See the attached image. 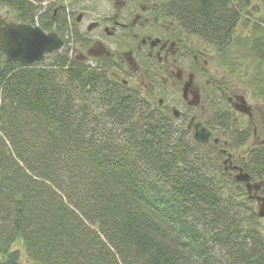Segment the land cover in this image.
Returning a JSON list of instances; mask_svg holds the SVG:
<instances>
[{
  "label": "trees",
  "instance_id": "1",
  "mask_svg": "<svg viewBox=\"0 0 264 264\" xmlns=\"http://www.w3.org/2000/svg\"><path fill=\"white\" fill-rule=\"evenodd\" d=\"M43 1L0 7L64 38L65 17ZM248 3L186 0L173 10L224 63L264 81L258 24L237 38L244 50L225 54ZM69 52L25 65L5 61L0 46V264H20L16 243L33 264H264L254 198L233 189L218 146L195 142L171 114ZM202 121L229 136L227 148L249 139L227 109ZM241 165L264 179V147H248Z\"/></svg>",
  "mask_w": 264,
  "mask_h": 264
},
{
  "label": "flooded vegetation",
  "instance_id": "2",
  "mask_svg": "<svg viewBox=\"0 0 264 264\" xmlns=\"http://www.w3.org/2000/svg\"><path fill=\"white\" fill-rule=\"evenodd\" d=\"M184 1L186 0H177V2L176 0H111L109 8L98 12V15L92 10L84 9L75 17V23L80 27L78 30H81L82 37L76 36L68 43H65L64 39L68 36L67 26L73 13H69L64 1L52 0L49 7L55 17L66 19L64 38L55 31L64 42L61 49L67 44L70 48L69 54L77 61L86 63L94 61L104 68L117 84L126 89H135L140 95L144 92L143 98L150 106L180 119L186 116V111L176 108L179 115L175 117L172 109L176 106H165L161 97L157 101L154 100L155 95L161 92L169 81L172 84L182 82L181 97L188 111L202 105L207 90H218L222 95V87L225 86L223 83L226 82L225 79L215 78L206 79L203 87L200 82L197 83L196 76L201 73L205 76L207 65L212 61L206 59L209 56L208 50L200 46V42L206 43L205 38L203 39L199 31H192L180 14L173 10L176 3L180 5ZM210 46L213 51L217 49L216 44ZM47 55L49 54L45 57ZM181 61H185L187 73L182 69ZM175 68L176 73H174ZM186 84L189 86L187 97L184 99L182 90ZM192 90L199 94V102L196 105L187 102L192 99ZM192 115L196 114H191L189 118ZM247 118V124L251 125V120ZM196 119L200 118L196 115ZM211 131L212 142L219 147V153L225 155L224 170L229 169L228 174L232 176L240 168L243 170L241 164L245 154L237 156L230 152L232 149L227 148L228 141L221 142L220 138L215 136V133L220 132L217 126ZM215 138H217L216 142ZM243 145L240 144L234 150H240ZM234 181L236 182L235 178ZM257 181L264 183V179ZM238 183L244 188L243 182ZM254 195H264V184L256 194L252 191L249 197L255 199ZM254 201L257 204V200Z\"/></svg>",
  "mask_w": 264,
  "mask_h": 264
},
{
  "label": "rangeland",
  "instance_id": "3",
  "mask_svg": "<svg viewBox=\"0 0 264 264\" xmlns=\"http://www.w3.org/2000/svg\"><path fill=\"white\" fill-rule=\"evenodd\" d=\"M60 1L65 2L66 8H68L69 13H73L69 18L70 20L67 26V37L69 41H72L73 34H76L77 37H82L81 30H78V28L80 29V27H78L75 23V17L78 15V13L85 9L92 10L95 14L98 15V12L105 11L109 8V3L111 0ZM51 3L52 0H45L41 2V5L43 6L42 10L45 11L49 9ZM246 6L247 7L242 11L241 21L238 23L236 32L234 33L235 41L232 44L234 50L225 54H231L234 52V55L236 53H239L241 50H244L242 49L244 47L243 43H241V46V44L237 42L239 40L237 38H241L244 40L247 34L252 33L251 30L254 23L259 25V30L263 33L264 36L263 0H249V3ZM10 12V9H7L6 7H0V18L16 21V19L13 18L12 13ZM200 46H202L201 48L208 50L207 53H209V56L206 59H208L209 61L211 59L212 62H209V64L207 65V74L203 76V73H201V75L196 76V81L197 83L200 82L203 87L206 83V79H225L226 82L223 83L225 86L222 87V96L207 97L206 95L201 106H196L192 110L188 111L186 109L185 102H183L181 97L182 82L178 84H172V82L170 83L169 81L163 88V90L155 95L156 97L154 100L157 101V99L161 97L164 99L165 106H176V108H178L180 111H186V116H182V118L180 119L175 118V123L182 124L184 127L187 124V119L191 114H196L198 118L203 120L207 117H210L213 109L215 108L227 109L236 117L239 124L238 129L240 127L241 129H246L249 132V139L240 148V150H230V148H228L230 152H233L235 153V155L240 156L241 154H245L244 152L250 146L261 147V145H264V91L260 93L259 90H262V88H264V81H261L258 77L255 78L254 75L256 73V70L254 69V67H250L247 65L245 70H242L243 67L239 64V61L233 62L234 64H236V67L224 63L222 61V58L220 57L219 59L218 56V53L222 51L220 48L213 51L210 44H206L204 42H200ZM220 55H224V53L222 52ZM49 61L50 59H48V57L46 56L44 60L40 62V64H47V62ZM184 62L181 61V65L183 67L182 69L186 70L185 73H187V66ZM87 64H89V66L96 65L94 61H89L87 62ZM178 67L179 66H177V68ZM262 70H264V67H262ZM174 73H176V68L174 69ZM239 76H242L243 78ZM254 91L256 93H253ZM141 95L143 96L144 92H142ZM245 109H247V115L245 114L246 112H244ZM247 117H249V119L251 120V125L247 124ZM234 129L237 128L234 127ZM216 135L220 138L221 142L222 140H228L229 137L228 135L223 136L220 132L215 133V136ZM223 159H225V155L220 160V166H222V168L224 169L225 164H223ZM228 171L229 169H227L225 172L228 174ZM228 176L233 177L229 174ZM239 184L236 183V185L233 186V189H235V191L237 192H240L241 194H239L243 196L246 193V190L245 188H241V185ZM254 208L255 210L258 209V205L255 203ZM258 227L260 228L262 235L264 236V217H259ZM15 247L20 250V264H33L32 260L27 257L26 252L21 244L16 243Z\"/></svg>",
  "mask_w": 264,
  "mask_h": 264
},
{
  "label": "water",
  "instance_id": "4",
  "mask_svg": "<svg viewBox=\"0 0 264 264\" xmlns=\"http://www.w3.org/2000/svg\"><path fill=\"white\" fill-rule=\"evenodd\" d=\"M79 19V16L77 17ZM62 38L55 31L45 32L40 26L29 23H21L12 20L0 18V46L5 56V61L19 62L25 65H31L44 60L46 53H53L57 49L63 47ZM185 85L182 93L183 98L187 97V88ZM195 90L191 91L192 99L188 100V104L196 105L199 102V94ZM173 115L178 117L179 111L172 109ZM247 112V109L244 110ZM186 129L191 133L192 139L199 143H209L212 132L208 129L200 119H196V115H192L186 124ZM216 142L217 139L215 138ZM235 180L244 182L248 194L252 191L256 192L264 184L262 181H250V175L241 168L234 175ZM258 203L257 215L264 217V195H254Z\"/></svg>",
  "mask_w": 264,
  "mask_h": 264
},
{
  "label": "bare ground",
  "instance_id": "5",
  "mask_svg": "<svg viewBox=\"0 0 264 264\" xmlns=\"http://www.w3.org/2000/svg\"><path fill=\"white\" fill-rule=\"evenodd\" d=\"M17 22V21H16Z\"/></svg>",
  "mask_w": 264,
  "mask_h": 264
}]
</instances>
